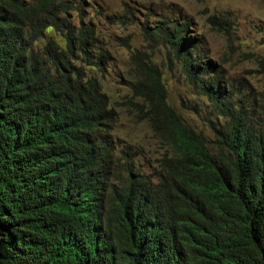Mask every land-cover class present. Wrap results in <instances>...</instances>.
<instances>
[{
    "label": "trees",
    "instance_id": "obj_1",
    "mask_svg": "<svg viewBox=\"0 0 264 264\" xmlns=\"http://www.w3.org/2000/svg\"><path fill=\"white\" fill-rule=\"evenodd\" d=\"M72 8L0 0V264H264V102L258 115L234 102L190 23L158 20L150 35L223 122L212 148L169 104L160 69L139 60L133 105L169 152L155 175L130 168L116 183L114 109L75 65L81 54L102 71L105 55H92L93 29L61 17Z\"/></svg>",
    "mask_w": 264,
    "mask_h": 264
},
{
    "label": "rangeland",
    "instance_id": "obj_2",
    "mask_svg": "<svg viewBox=\"0 0 264 264\" xmlns=\"http://www.w3.org/2000/svg\"><path fill=\"white\" fill-rule=\"evenodd\" d=\"M73 8L61 17L71 25L91 28L92 55H105L103 70H92L82 56L76 67L101 82L116 123L107 142L116 156L117 182L126 180L129 169L155 175L169 149L153 131L149 121L133 105L132 83L139 60L157 66L163 76L169 104L184 123L201 134L214 148L218 118L212 102L181 72L170 45L150 35L158 20L190 23L187 35L200 41L197 53L211 61L222 77L221 85L233 91L234 102H242L258 115L264 100V0H68ZM147 27L149 29H146ZM52 31L38 40L41 51ZM56 37V36H55ZM135 55V58L133 56ZM215 74H206L209 80ZM230 87V88H229ZM257 117V116H256Z\"/></svg>",
    "mask_w": 264,
    "mask_h": 264
}]
</instances>
